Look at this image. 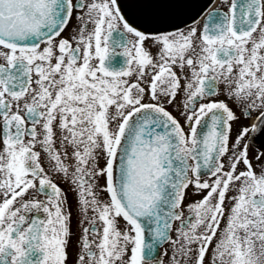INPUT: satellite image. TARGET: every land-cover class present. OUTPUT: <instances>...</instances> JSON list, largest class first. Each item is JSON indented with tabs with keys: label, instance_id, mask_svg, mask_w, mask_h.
Listing matches in <instances>:
<instances>
[{
	"label": "snow or ice",
	"instance_id": "snow-or-ice-1",
	"mask_svg": "<svg viewBox=\"0 0 264 264\" xmlns=\"http://www.w3.org/2000/svg\"><path fill=\"white\" fill-rule=\"evenodd\" d=\"M213 4L0 0V264H264V0Z\"/></svg>",
	"mask_w": 264,
	"mask_h": 264
},
{
	"label": "flooded vegetation",
	"instance_id": "flooded-vegetation-1",
	"mask_svg": "<svg viewBox=\"0 0 264 264\" xmlns=\"http://www.w3.org/2000/svg\"><path fill=\"white\" fill-rule=\"evenodd\" d=\"M224 2H225V0H214V4L212 6L222 5ZM188 3H189V8L187 10L188 15H195V13L197 11H199L202 6L210 4L211 0H188ZM73 23H75V21H73ZM64 34L67 35V32H65ZM118 59H122V57L118 58ZM170 110H173L174 113H175V109L172 108L171 106H170ZM182 122H183V119H182ZM245 122L246 123H251V120H248V121H245ZM235 134H236V128L233 129V137L235 136ZM252 151L253 152L255 151V145L252 146ZM55 179L61 184L62 187L68 189V196L72 200V203H73L74 216H73V220H72V228H73V233L74 234H73V238H72L73 246L70 249V251L73 252V255H74L75 246H76V238L80 234V230H79V227H78V224H77V219L78 218L75 215V211H76V209H75L76 197H75V193L70 189V186L67 183L64 182V180H63V178L61 176H55ZM229 195H231V193H229ZM198 198H199V196L198 195H193L191 193V189H189L188 200L190 201V200L198 199ZM187 202L188 201H186V203ZM185 212L187 213V209H185ZM69 264H72V260L71 259L69 260ZM149 264H151V262H149Z\"/></svg>",
	"mask_w": 264,
	"mask_h": 264
}]
</instances>
